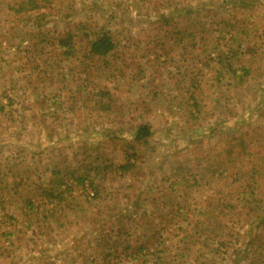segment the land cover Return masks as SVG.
Wrapping results in <instances>:
<instances>
[{
	"label": "rangeland",
	"instance_id": "rangeland-1",
	"mask_svg": "<svg viewBox=\"0 0 264 264\" xmlns=\"http://www.w3.org/2000/svg\"><path fill=\"white\" fill-rule=\"evenodd\" d=\"M186 1L190 0L182 2ZM11 2L0 0V106H4L0 111V192L13 187L26 203L30 197L43 200H30L34 203L32 217L38 208V218H42L54 209L55 202H60L57 193L68 188L62 195L63 205H68L72 213L64 218V210L58 218L49 219L46 226L63 228L60 233L54 232L58 239L72 229L75 233L89 231L88 237L92 240L96 232L91 229L100 227L111 232L104 240L105 246L115 248L117 254H130L124 247L131 245L139 249L145 242L152 259V263L150 259L147 263L151 264H192L191 257L200 253L210 255V248L222 251V245H216L217 242L227 245L222 241L225 237L242 239L247 229L243 226L246 223L242 222L237 224L238 231L230 238L223 225L216 231L214 240L200 235L203 230L194 233V225L207 217L204 210L219 201L216 191H220L226 202L249 197L250 204L255 206L249 217V225L254 229L251 235L254 237L253 233H258L259 227L264 225L251 220L258 214L264 215V203H261L264 199L258 194L264 191V177H251V165L241 161V156L248 158L246 154L252 151L250 147L239 153L237 160L226 157L224 140L218 135L217 128L219 125L233 136L239 134L240 131H236L239 121L251 108L248 107L249 97L257 101L256 82L263 77L259 74L263 68L252 66L251 74L245 75L237 56L232 60L229 56L227 61L224 53L209 45L213 38L193 31V25L201 22L200 19L196 23L191 18L185 20L182 25H185L186 41H183L187 49L183 52L175 50L172 44L175 35L171 30L167 32V27L153 30L147 26L145 1L141 6L140 0H55L53 7L45 9L46 13L26 18H16L5 11ZM133 2L139 4L138 17L135 8L131 7ZM172 4V8L179 9V2ZM99 9L106 14L98 17ZM132 11L134 16H130ZM161 13L165 15L169 11L162 10ZM173 13L176 17L177 10ZM63 15H70L77 22H68L67 26L75 33L72 46L76 57L69 59L64 55L67 48L59 50L55 45H59L60 37L57 36L58 28L53 26L60 23L56 21ZM206 20L210 23L203 19ZM81 21H84L83 25L78 24ZM33 22L42 28L35 36L37 28L34 30L31 26ZM189 25L192 27L188 28ZM99 27L110 29L117 49L108 65L98 60L92 66V73L88 70L85 74V65L80 61H84L90 46L86 35H92ZM192 33L196 37L193 41ZM259 36L257 34L256 38ZM167 38L170 43L166 42L165 46ZM195 41H202V47H195ZM223 42L230 40L223 39ZM258 43L263 44L260 40ZM233 71L242 75L244 82L238 83ZM90 74L92 76L86 79ZM104 89L114 99L113 106L117 105L113 107L114 111L105 112L90 99L91 95L98 96ZM102 99L108 102L107 97ZM193 103L198 105L194 108ZM140 124H147L153 132L146 145L134 141V132ZM196 130L203 133L198 134ZM236 148L241 150L239 146ZM128 154L137 157H130L134 166L123 176L114 169L127 161ZM98 163L105 167V173L96 179L93 167ZM257 164L253 163V167ZM86 171L94 183H100L98 190L107 186L111 194L92 199L95 188L89 186L85 190L86 187L75 182L73 175L64 178L62 174L82 175ZM18 172L20 175L15 176ZM147 182L149 184L145 185ZM38 185L42 188L37 191ZM146 187L153 189L149 196L144 194L148 190ZM224 188L233 190L221 192ZM48 191L56 196L52 198L55 201L42 197L41 193ZM140 191L142 195H138ZM165 192L169 194L165 195ZM170 193H178L181 198L178 200ZM7 199L0 200V208L18 211L20 203L7 202ZM126 199L140 205L147 202L146 205H153L151 210L160 206L159 212L163 211L165 218L145 224L147 227L139 225L137 220H125V217H119L121 211L114 207ZM238 213L240 210L234 211V214ZM3 225L0 218V235L6 230ZM186 229L192 234L179 240L178 235ZM28 242L33 252L39 250L35 248L38 242ZM262 242L260 255L264 250ZM253 248L257 250V247ZM89 249L93 250L92 247ZM32 251L22 254L17 248L12 261L24 264L29 261L27 256L33 254ZM158 253L162 259H156ZM181 255L184 260L177 261ZM204 264H228V261L218 255L207 258Z\"/></svg>",
	"mask_w": 264,
	"mask_h": 264
},
{
	"label": "crops",
	"instance_id": "crops-1",
	"mask_svg": "<svg viewBox=\"0 0 264 264\" xmlns=\"http://www.w3.org/2000/svg\"><path fill=\"white\" fill-rule=\"evenodd\" d=\"M1 1L11 2V0H1ZM12 1L13 2H11V5L10 6L8 5V8H5V11L7 13H10L11 15L16 16V18H26L35 15L39 16L41 13H46L45 9H50L51 7H53L55 0H52V4L49 5L48 7H41L38 9H33L31 11H25L19 9V5L21 3L26 2L27 0H12ZM140 1L141 2L139 3L141 4V6L143 1L146 2V10L148 11V15H146L148 18L147 26L149 25V29L150 27L153 30H157V28L159 27L161 28L167 27L165 29L167 30V32L171 30L173 33L172 35H175V37L173 38L174 41H172L173 42L172 44L175 45L173 46L175 47V50L183 52L184 49H187V46L184 44V41H186L184 38V34L186 31L183 30V27L185 25H182L185 23V20L191 18L193 23H196L197 20L200 19L202 20L201 22L199 23L197 22L196 25H193L194 27L193 31H196L202 35L207 34V36H209L210 39L213 38L214 39L213 42H211L209 45L215 47L220 53H224L226 59L230 56V60H232L235 58V56H237L239 58L238 59L239 64L242 67V70L245 72V75L251 74L252 66L263 68L261 69L262 73H259L263 77L257 79L256 82L257 86L255 89L256 90L255 97L257 96V101H254V99H251L249 97L251 103L248 105V107L250 106L251 110L250 109L247 110V112L245 113L246 115L239 121L240 122L239 124L235 123L239 125L238 130H236V131H240L239 134L233 136V133H227V131L219 125L217 129H218V135L220 136L221 139L224 140V143H222V145L224 144L225 147L224 149L226 150L225 152L226 157L228 155L232 159L237 160L240 157V155L238 154L239 153L242 154L243 151L246 152L245 149L250 147L251 149L249 150L252 151L250 153L247 152L246 155L248 156V158L246 159L245 158L246 156H241V161L247 162L251 165V170H253V173L250 174L251 177L253 178L256 176L260 178L264 177V165H263L264 163V0H208V1L190 0L189 2L186 1L185 3L182 2L183 0H140ZM174 2H179V4L177 5L179 9L172 8L174 7L172 6L173 5L172 3ZM138 5L139 4H136L135 2H133L131 5V7L135 8V12H136L135 16L137 17H138L137 14ZM234 5L236 6V8H234ZM162 10H164V12L168 10L169 13H166L164 15L161 13ZM173 10H177L176 17L174 16ZM82 11L83 10H80V12ZM133 12L134 11L130 13L131 14L130 16H134ZM97 13L99 14L98 17L106 14V12L103 9H99ZM10 14H6V15L11 16ZM69 16L70 15L61 16V18L56 21L60 23L58 25L55 23V25L53 26L58 28L57 30L58 37L65 36L66 34L70 33L71 36L75 38L74 37L75 33L67 26L69 24L68 22L74 21L73 23H75L76 20H74V17L72 18V16H70L71 21H69L68 20ZM201 17L203 19H208L210 23H208L207 20L203 21ZM83 22L82 21L78 22V24L82 23L83 25L84 24ZM75 24H77V22ZM159 24L161 26H159ZM31 26H33L34 30L37 28L36 31L34 32V36L36 32H39V30L42 29L38 27L36 22H33ZM190 27H192V25L188 26V28ZM100 31L101 32L110 31V29L99 27L97 31L94 32L92 35L91 34L86 35V38L88 40L87 42L93 39L95 33H98ZM192 34H193L192 36V41H193L195 40L196 37L194 33ZM257 34L260 35L258 39L256 38ZM219 36L221 37V39H219ZM223 39H226V41L230 40V42L228 43L223 42ZM259 40L263 43L262 45H259L258 43ZM166 42L170 43L169 38H167L166 41H164L165 46H166ZM202 44H203L202 41L194 42V46L197 48L202 47ZM55 45L59 50L63 49V47L60 44L59 45L55 44ZM227 61H229V59H227ZM234 75L233 77L238 80V83L244 82L243 79L244 77L242 75H239L238 73L235 72ZM90 97H94V96L91 95ZM255 102L257 105H254ZM197 105L198 104L193 103L192 106L195 108ZM193 112L195 114H198L196 110L195 111L193 110ZM209 127H213V125H209ZM197 132L198 134L203 133L202 130L201 131L199 130ZM228 135L231 138L228 139ZM209 138L210 137L208 136L207 140L210 143L211 139ZM5 142L7 143L8 140L6 139ZM238 146L241 147V150L236 148ZM221 150L219 149V151ZM219 151L216 152L218 153V155L220 154ZM248 160H251V162H249ZM255 162H258L257 164L258 166L256 168L253 167V163ZM97 167H99L98 170H96ZM177 168L179 169V167ZM93 169L97 171L93 174L94 176H97L96 179L100 175H102V173L103 174L105 173L103 171L105 170V167L100 166L99 163L97 166L95 165ZM114 171L117 172L120 170H118L117 167H115ZM62 174H64V178H67L68 176L70 177L72 175L73 178L81 176V175H75L74 173L72 174L62 173ZM121 174H123V176L125 175V173L122 172ZM14 175L19 176L20 173L18 172ZM82 175H89V174L86 171V173L85 174L83 173ZM180 175L181 173L179 172V176ZM243 177L246 176L243 174ZM148 184L149 182L145 183V185ZM89 186L90 185L88 183V180H86L83 187H86L85 190H87ZM239 187L242 188L241 185H239ZM12 188L8 187L5 188L7 190L2 189L3 191L0 192L1 201L8 198L7 202L15 201L17 204L20 203V205L18 206L19 207L18 211H14L9 207H6V209L0 208V218H2V220L4 221V225H5L4 228L6 229L5 231H2L0 235V264H15V261L13 262L12 260L14 259L13 255L16 252L17 248L21 250L22 254L23 251L26 254L29 253V250L32 251L31 248L29 249L28 241L38 242L39 243L38 247L35 248H39V250L37 252L32 251L33 254L29 255V257L27 256V259H29V261L28 262L26 261L24 264H90L91 261L92 262L95 261L94 262L95 264H138L139 262L138 260H141L142 264L152 263V259L150 257L151 253L148 254L147 250L149 248L146 247L145 242L143 243V245L139 247V249L137 248L134 249L133 247H131V245L124 247V250L129 251L130 254H126V255H122L123 253L117 254L115 248H111L110 246L109 247L105 246L104 240L106 237L111 235V232L109 233L107 231H104L100 229V227L91 229L93 233L96 232L95 235H92L93 233L91 234L92 240L89 239L88 237L89 231H85L84 233L82 232L75 233L73 232L72 229L68 235H62V239H58V234H54V232L57 231L58 233H60V231H62L63 228L62 227L49 228L46 226L49 219H51L52 217L58 218L60 213L64 210H65L64 211L65 215L63 217L66 218L69 216L68 214L71 211L68 210L69 209L68 205L65 206L63 205L64 199L62 196L65 192L68 191V188L65 191H61L57 193L60 202L59 203L55 202L56 204L54 206V209H52L50 213H46V215H44V217L42 218H38L39 209L36 207L35 210H37V213L36 215H34V217H32V214L34 212L33 211L34 203H31L30 200H38L40 202H43V200L30 197V199H27V201L28 200L29 201L26 203V201H24L23 198L21 197L20 192L16 188L14 189ZM38 188L39 189L42 188L41 185H38L37 191L39 190ZM146 189L148 190H146L144 194L148 193L149 196L153 189L148 187H146ZM228 190H233V189L224 188L221 189V192L227 193ZM50 192L51 191H48L47 194L45 192H42L41 195H43L42 197L45 198L46 200L47 199L50 200L56 197L53 196V194ZM94 193H95V189L93 190L92 199L98 198L105 193H107L108 195L111 194L110 192L107 191V186L102 190H99V195H96V197ZM38 194L39 193H35V195ZM140 194L142 195L141 191L138 193V195ZM164 194L168 195L169 193L165 192ZM258 194L259 195L262 194V198L264 199V195H263L264 191H259ZM46 195H48L49 197H47ZM170 195L172 197L176 196L178 200L181 198V195H178V193L176 194L170 193ZM215 195H218L219 201H215L216 203H212V205L209 207L208 210H204L207 212V217L205 221L204 220H201V222L198 221L200 224L194 225V233L203 230L202 232H200V235L205 234L208 238L214 240L216 239L215 238L216 231L219 229L221 225H223L228 229L227 233L229 238L235 232L237 233L238 229H236V227L240 225V222H242V224L246 223L245 225L243 224V226H245V228L247 229L243 233L245 235L242 236V239L238 240L240 242H238L237 239H227V237H225V239L224 240L222 239V241L227 242V245L218 242L216 245V246L222 245L221 247L223 248L222 251L219 248L217 250L210 248L209 250L210 255L205 256L202 255V253H200L191 257L193 259L191 261L192 264H204L207 258H217L218 255L225 257L226 260L228 261V264H264V250H262V255H260L261 252L260 243L262 241H263L262 243H264V237L261 236L262 234L264 235V229H263L264 226L262 227L260 226L258 233L257 234L256 232L253 233L254 237H252L251 234L252 231H254V229L249 225L250 222L249 217L250 215H252V212L255 210L254 203L251 205L250 204L251 201L249 200V197H244L243 196L244 194L242 195L243 196L242 198H237L230 202H226L223 200L222 196L220 195V191H216ZM120 198H121V193H120ZM215 199L216 197H214L212 200L214 201ZM52 201H55V199H52ZM146 203L147 202H142V205H140L138 202H134V201H130V199L128 200L126 199L125 202L124 201L119 202V205H117L116 203V207L114 208H116V211L117 210L121 211L119 213L120 215L119 217H125L126 218L125 220L128 221L129 219L130 221L137 220L139 225L140 224L145 225L147 223L155 221L156 219L165 218L164 216H162L163 211L159 212L160 206H154L153 209L151 210L150 208L153 205L149 203L146 205ZM261 203H264V201ZM138 205L141 207V209H132L133 207ZM259 205L260 204L257 203V206ZM162 206L164 207L165 205ZM47 208H49V206ZM58 208H61L59 209L60 210L59 213H58ZM236 210H240V213L234 214V211ZM158 213L160 215L155 216ZM252 218L253 219L251 221H256L258 222V224L261 223L260 225H264V215L258 214L256 217H252ZM160 224L162 226L164 225L163 222H160ZM200 225H204V226H200ZM113 231L114 233L120 234V231H115V230ZM184 231L185 232L182 235H178L176 233L180 237L179 240L185 238L189 233L192 234L191 230L187 231L186 229ZM64 233H66V230H64ZM31 237L32 239L30 240ZM101 242L103 244H101ZM228 242L231 243L228 244ZM254 243L257 244V246H255ZM83 244H85L86 247H84ZM253 246L257 247V250L253 248ZM91 247L93 250L89 249ZM86 249H88V251ZM141 251H143V254H141ZM181 257L182 258H178L177 261L183 259L182 255ZM159 258L162 259V257H160L158 253L156 259ZM148 259H150L151 263L150 262L147 263Z\"/></svg>",
	"mask_w": 264,
	"mask_h": 264
},
{
	"label": "trees",
	"instance_id": "trees-1",
	"mask_svg": "<svg viewBox=\"0 0 264 264\" xmlns=\"http://www.w3.org/2000/svg\"><path fill=\"white\" fill-rule=\"evenodd\" d=\"M52 4V0H27L24 3H21L19 5L20 10H25V11H31L33 9H38L41 7H48L49 5ZM74 43V38L71 36L70 33L66 34L65 36H61L59 38V44L64 48L66 47L67 49L64 51V55L67 58L76 57V52L74 50V46L72 44ZM89 49L88 52L86 51V56L84 57V61H80L85 67L83 68V71L86 74V71H91L92 73V66L94 63H97L98 60L104 61L105 65L109 64V58H111L115 52H116V43L114 41V38L112 36V33L110 31H103V32H98L95 33L93 39L89 40ZM78 59V58H77ZM92 75H87V78H90ZM85 79V80H86ZM100 94L94 95V99L90 97L91 100L95 101L96 104L100 106V109L107 112V111H114L113 107L117 106L114 105V99L111 97L110 93L108 90H100ZM103 97L108 98V102L103 101ZM4 110V106H0V111ZM152 130L150 126L147 124H140L136 128L134 132V141L135 142H141L146 145L148 143V139L152 136ZM134 147H132L133 149ZM134 152V151H133ZM135 153V152H134ZM137 157L136 154L129 155L128 154V159L125 163H122L117 167L118 170H120L122 173L128 172L131 170V168L134 166L133 162H130V157ZM99 167H97L96 170H98ZM97 172V171H96ZM90 175H81L76 177V181L81 183L82 186L84 185L86 180H89V185L93 186L95 188V197L96 195H99V190L98 186L100 183H94V179L89 178Z\"/></svg>",
	"mask_w": 264,
	"mask_h": 264
}]
</instances>
